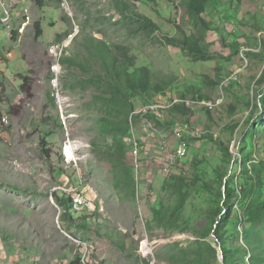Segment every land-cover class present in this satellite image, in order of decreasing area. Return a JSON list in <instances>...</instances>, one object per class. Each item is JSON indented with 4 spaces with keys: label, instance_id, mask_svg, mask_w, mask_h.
I'll use <instances>...</instances> for the list:
<instances>
[{
    "label": "rangeland",
    "instance_id": "obj_1",
    "mask_svg": "<svg viewBox=\"0 0 264 264\" xmlns=\"http://www.w3.org/2000/svg\"><path fill=\"white\" fill-rule=\"evenodd\" d=\"M188 1L0 0V17L2 2L11 13L9 30L0 22V264H72L84 247L91 264H196L202 242L218 249L213 235L196 238L211 205L200 186L215 170L230 175L232 165L207 135L229 147L232 162L240 148L254 162L264 158V116L252 109L260 108L264 91V0L209 3L202 14L206 32L188 17ZM121 2L159 30L136 32V12L124 18L115 8ZM26 15L30 26L18 37ZM199 35L206 59L195 60L164 39ZM115 47L133 60L129 73L149 69L148 94L122 91V66L108 67L102 55L103 48L124 61ZM154 85L163 93L156 95ZM197 90L215 105L210 115L192 107L166 127L135 118L120 155L116 145L126 130L128 104L139 109L154 95L164 102V95L192 98ZM160 120L165 125L162 115ZM248 122L255 125L252 138H244ZM183 123L206 135L188 139L187 158L164 173L154 159L160 135L175 143L171 131ZM134 141L147 149L137 169L129 157ZM66 144L76 160L65 157ZM171 176L185 181L182 198ZM74 192L87 196L93 209L74 212L57 202L56 196L67 199ZM238 213L236 206L233 221ZM234 224L226 228L227 239ZM203 263L220 264L206 251Z\"/></svg>",
    "mask_w": 264,
    "mask_h": 264
},
{
    "label": "trees",
    "instance_id": "obj_2",
    "mask_svg": "<svg viewBox=\"0 0 264 264\" xmlns=\"http://www.w3.org/2000/svg\"><path fill=\"white\" fill-rule=\"evenodd\" d=\"M215 2V0H189L186 4L187 15L190 20L196 26H200L203 32L208 30V23L203 19L202 14L206 10L208 4ZM115 8L119 14H121L124 18L130 16V11L136 12L135 19L139 23V28L136 29V32H147L154 33L159 30L158 26L153 22L152 19L146 17L145 15H141L135 10L130 9L126 3L121 2V4H115ZM42 36V31L40 29V24H37V38ZM166 44L171 45L173 47L181 48L182 51H186L187 54L192 56L195 60L198 58H204L208 56V53H205L201 50L200 40H203V36H189L181 38H166ZM235 47L237 44H233ZM117 51H122L123 55L121 56L124 61H117V59L112 56V54H108L109 51L102 48V55H104L105 64L108 67L114 68L116 63L122 66V91L130 92L131 95L141 96L142 94L149 93L150 91V82L152 79V74L149 69L146 67L137 68L133 73H129V68L132 66L133 60L126 56L125 48L123 47H115ZM264 51V49H263ZM105 52L108 56H105ZM130 65V66H129ZM111 69V68H110ZM208 84L214 86V82L210 80H206ZM261 84L260 81L257 83ZM216 85V84H215ZM153 91L157 94L163 93V87L159 85H154L152 87ZM120 93L121 89L117 90ZM195 97L186 98L184 95H180V99H191L197 102H210L205 95L200 93V90L196 91ZM262 93L261 98L259 100L260 108L257 105L252 106L253 113H257L258 109H260L261 116H264V91ZM125 96V93H123ZM154 95V97H156ZM167 96V95H164ZM169 96V95H168ZM154 97H150L147 100H144L139 107H143L155 101ZM125 98V97H123ZM170 101H172V97H170ZM129 113L126 117L125 131L121 132V140L117 141L116 145L118 150H121V156L124 155L125 147L124 142L122 140L125 139V135L129 132L130 129V121L135 118L139 121V117H132L130 119L131 114L138 108L132 106V104H128ZM202 109H206L208 115H210L211 109L207 107H203ZM191 107H186L183 103H179L177 105H173L168 109L161 110V114L164 117L165 125L163 123H159V119L155 115L148 114L146 118L156 120L157 124L166 127L173 126L175 123L176 116L187 117L193 111ZM255 125H251V123H247V129L244 130V138H252L254 133ZM234 129V128H232ZM231 129V130H232ZM128 134V133H127ZM206 133L200 134L195 138L205 136ZM210 140H212L215 144L220 148L223 158L225 161L232 165L231 174L219 173L217 170L214 171V177L210 181H203L200 188L202 192H206L210 195V207L206 213L207 225L200 232H196L197 239L201 241H205L213 235L214 240L216 241V246L220 248L223 257V264H264V235L258 234V231L264 228V199H263V189H264V158L259 161H253L251 159V153L246 152L245 149L240 148L239 156L240 158H236L232 162V155L229 152V147L223 145L217 139H214L212 135H207ZM193 138L189 137L188 139ZM257 139L260 140V137ZM189 146V142H188ZM129 150V149H128ZM127 151V148H126ZM119 155V154H118ZM118 157V156H117ZM239 167V173L238 172ZM228 177V180L224 183L225 179ZM124 178L130 182V178L128 176H124ZM177 179V185L174 187L175 192L178 194L179 198L181 196V190L185 189L182 185L185 181L181 177L171 176L169 180ZM168 180V181H169ZM167 181V182H168ZM213 181V182H212ZM197 182V181H194ZM196 186V183L193 184ZM216 186V187H214ZM224 190V192H223ZM56 200L59 204L65 206L67 209L70 206V199H64L56 196ZM182 201H179L181 204ZM239 209L238 216L232 219L234 207ZM69 218H72L71 213L68 211ZM234 224L233 234L229 239L226 238V228L229 225ZM216 226V227H215ZM245 226H250L251 231L245 229ZM238 227H242L241 230H238ZM197 248L194 254L198 257L196 264H204L203 263V252L206 251L209 256L215 261L219 262L217 249L212 245L202 242V245Z\"/></svg>",
    "mask_w": 264,
    "mask_h": 264
},
{
    "label": "built area",
    "instance_id": "obj_3",
    "mask_svg": "<svg viewBox=\"0 0 264 264\" xmlns=\"http://www.w3.org/2000/svg\"><path fill=\"white\" fill-rule=\"evenodd\" d=\"M2 7L4 8V17H0V22L4 25H6L7 29L9 30L11 28L10 22H11V13L10 9L7 8L6 4L2 2ZM30 24V17L26 16V21L23 23L22 27L18 30L20 34H22L26 27ZM13 32V31H12ZM11 36V35H10ZM164 99L161 101H154L152 104L139 107V109L135 110L131 116L132 117H139L140 120H143L145 125L150 127L151 125L149 122H152L146 118V115L151 114L157 116V118L160 120L161 117V110L168 109L172 107L173 105H177L179 103H183L186 107H207L209 109H212L214 104L208 102H197L193 101L191 99H180L176 97H172V101H170L169 96H164ZM161 121V120H160ZM162 122V121H161ZM149 129V128H148ZM152 128H150L151 130ZM155 131V129H152ZM172 136L175 139V143H171L169 140H167L166 135H160L161 136V142L156 147L159 151V155L154 157L158 161V163L161 166V171L164 173H168V171L179 164H181L186 158L188 154V141L187 138L189 137H196L200 134H203L201 132L192 131L189 129L188 124H181L175 127L171 131ZM130 141V140H129ZM133 147L131 149L130 158L133 161V167L136 169L139 167L138 157L142 154H144V151L147 150L142 143L134 141ZM172 148V150L169 151V149ZM70 207L74 212H81V211H90L93 209V205L89 201V199L84 197L82 194L74 192L70 197ZM145 256L149 254V251L146 249L145 251H142ZM142 254V253H141ZM143 254V255H144ZM72 264H91L88 259V249L87 247H84L81 249V251L78 254L77 259Z\"/></svg>",
    "mask_w": 264,
    "mask_h": 264
},
{
    "label": "bare ground",
    "instance_id": "obj_4",
    "mask_svg": "<svg viewBox=\"0 0 264 264\" xmlns=\"http://www.w3.org/2000/svg\"><path fill=\"white\" fill-rule=\"evenodd\" d=\"M59 67L56 66V71H58ZM67 146L63 149L65 157L68 159V161H74L76 160L75 154H74V147L72 145L66 144Z\"/></svg>",
    "mask_w": 264,
    "mask_h": 264
},
{
    "label": "water",
    "instance_id": "obj_5",
    "mask_svg": "<svg viewBox=\"0 0 264 264\" xmlns=\"http://www.w3.org/2000/svg\"><path fill=\"white\" fill-rule=\"evenodd\" d=\"M228 180V177L225 179L224 183ZM224 192V190H223ZM216 227V226H215ZM217 252H218V259H219V263L220 264H223V257H222V252L220 250V248L217 249Z\"/></svg>",
    "mask_w": 264,
    "mask_h": 264
},
{
    "label": "crops",
    "instance_id": "obj_6",
    "mask_svg": "<svg viewBox=\"0 0 264 264\" xmlns=\"http://www.w3.org/2000/svg\"><path fill=\"white\" fill-rule=\"evenodd\" d=\"M26 16H28V15H26ZM26 16H25V17H26ZM30 18H31V16H30ZM23 23H24V22H23ZM23 23L21 24V26H20L17 30H19V29L22 27ZM29 26H30V25L28 24V26H27L26 28H28ZM16 32H17V31H16ZM20 35H21V34L19 33V34H18V37H19Z\"/></svg>",
    "mask_w": 264,
    "mask_h": 264
}]
</instances>
